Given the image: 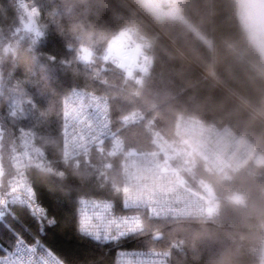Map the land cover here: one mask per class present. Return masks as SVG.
I'll list each match as a JSON object with an SVG mask.
<instances>
[{
	"label": "trees",
	"instance_id": "obj_1",
	"mask_svg": "<svg viewBox=\"0 0 264 264\" xmlns=\"http://www.w3.org/2000/svg\"><path fill=\"white\" fill-rule=\"evenodd\" d=\"M24 1L37 8L41 35L35 40L13 34L20 22L19 0H0L3 145L10 154L16 134L25 133L43 150L51 170L28 171L35 197L46 210L42 226L22 210L26 206L3 205L14 207L10 211L16 219L7 216L4 220L0 256L11 252L15 231L25 243L38 240L44 244L63 264H114L117 248L146 249L152 241L150 229L164 226L165 236L152 239L160 248H168L172 240L179 243L170 248L171 264H260L264 239V167L260 164L236 170L230 178L209 172L203 164L197 166V174L219 195L214 215L178 222L144 217L143 229L133 237L101 245L80 233L77 200L82 196L112 199L123 210L118 159H110L111 166L100 173L99 164L109 158L93 151L90 172L85 174L82 165L64 163L62 158V98L74 88L105 94L113 127L120 124L123 114L142 109L154 115V126L171 137L182 112L230 126L249 137L258 155L264 156V55L249 37L238 1L176 0L174 17L167 6L156 5L160 6L156 9L145 0ZM130 27L152 42L151 64L139 85L126 80L116 67L100 68L110 39ZM7 43L13 49L6 52ZM83 47L96 55L92 66L77 57ZM12 91L21 96L28 113L15 122L6 118ZM130 126L133 129L119 132L131 139V145L143 147L142 151L158 150L149 130ZM6 164L7 178L11 170L8 160ZM191 184L198 185L193 180ZM231 191L241 194L244 201L230 198Z\"/></svg>",
	"mask_w": 264,
	"mask_h": 264
},
{
	"label": "built area",
	"instance_id": "obj_2",
	"mask_svg": "<svg viewBox=\"0 0 264 264\" xmlns=\"http://www.w3.org/2000/svg\"><path fill=\"white\" fill-rule=\"evenodd\" d=\"M147 1L151 5H166L170 16L177 14L173 4L176 0ZM122 36L127 45H134V39L137 42L135 58L124 77L139 85L151 64L152 42L131 27L124 29L119 38ZM108 55L107 59L114 66L123 62L122 56ZM62 104L63 159L85 154L114 135L109 98L105 94L73 89L64 96ZM121 122L124 126L140 125L143 114L139 110L131 111ZM173 133L178 143L196 155L209 172L227 175L256 163L258 159L257 148L249 137L228 125L219 126L180 112ZM9 167L11 172L6 186L0 190V206L12 204L13 201L26 207L39 205L28 171L31 168L50 171L51 167L46 155L23 132L16 134L9 154ZM120 173L123 210H118L112 199L82 196L77 200L78 229L80 231V222L86 220V231L80 233L98 244H119L133 237L143 229L144 217L178 222L211 215L206 198L178 181L174 172L165 165L159 150L127 153ZM42 218L44 215L36 217L41 226ZM118 232L128 235L117 238ZM24 247L35 248V252L19 253L14 243L10 254L0 256V260L8 261L9 264H55L58 260L38 240L24 242ZM114 264H171V250L119 247L115 250Z\"/></svg>",
	"mask_w": 264,
	"mask_h": 264
},
{
	"label": "rangeland",
	"instance_id": "obj_3",
	"mask_svg": "<svg viewBox=\"0 0 264 264\" xmlns=\"http://www.w3.org/2000/svg\"><path fill=\"white\" fill-rule=\"evenodd\" d=\"M238 2H239V14L243 21V24L248 30L249 37L251 38L253 43L257 45L259 50L264 54V0H238ZM19 5L21 9L20 22H19V26L14 30L13 34L19 37L29 36L30 39H34V40L39 38L41 35V32L39 29V25L37 23V8L35 4H33V2H26L24 0H19ZM160 6L164 7V5H160ZM160 6H153V7L156 9H159ZM158 32L161 34V31H158ZM134 42H135L134 45L132 44L126 45L125 41L123 40V36L120 38L118 36V37H113L112 39H110L108 43V49H109L108 56H110V54H111V57H113V55L118 56V55L123 54V57H124L123 64H121L120 66H112L110 62L107 60V57L105 58L102 57L100 68L105 69V68H109L112 66V67H116L117 69L121 68L124 70V67L127 62L126 61L127 56H132V61L130 60L131 61L130 64H132L135 58L136 49H137L136 47L137 42L135 39H134ZM12 49H13V45L11 43H7L3 47V50L6 52L11 51ZM119 51H123V52H119ZM77 57L87 67L92 66L94 63H96V55L94 54L93 49L88 48V47L81 48L79 50V53L77 54ZM10 94L11 95L7 99L8 106L6 107V110H7L6 118L7 119L9 118L11 122H15L16 120H20L24 118L25 116H27L28 113H27V108L24 106V101L21 98V96L19 97V95H17L16 93H13V91ZM134 110H139L142 112L143 122L138 127L150 131L152 135V141L156 145V148L154 149L160 150V152L162 153L164 157L165 165L174 172L178 181L190 187L191 186L195 187L196 191H198L201 195H203L206 198L209 209L211 210L212 215H214L219 195H217L214 192V188L211 183L204 180L203 177H200L197 174L198 172L197 166L202 164L200 160L198 159V157L190 153L185 147L180 145L178 141H176L174 136L170 135L171 137H166L164 132H161L159 128H156L154 126V115H148L142 109H133L131 111H134ZM127 114L128 113L123 114L121 117H119L120 121ZM2 118H1L2 120H0V190L4 189L7 183V178H6L7 160L9 164V152L7 153L6 146L5 144L3 145V139L6 134V128L3 127V123L5 124L4 115H2ZM130 125L132 124L124 126L122 125V122H120L119 125L114 127L115 132H114V135L110 139L106 140L104 143L92 148L91 150L83 154L82 156L80 155L79 157L73 160L64 159L63 160L64 163L74 161V165L76 167L79 165H80L79 167L83 166L82 169L84 170L85 168V172L86 170H89L90 172V163H91L90 153L93 151H96L103 155H106V158H109L108 159L109 161L107 160V162H101L102 164H99L100 165L99 168H102L100 170V173H102V170L105 169V167L111 166L110 159L113 160L114 158H117L119 162L118 171L120 174L122 161L124 160L125 155L131 151H137V150L142 151L143 150V147L131 145V139L126 137L123 133L121 134V132H119L120 129L122 128H132L133 129L134 126H130ZM173 130H174V125H173ZM173 130H172V135H174ZM127 141H129V144L127 143ZM61 145H62V140H61ZM40 152H43V150L40 149ZM254 164H260L262 167H264V156H262L259 153L258 159L256 163ZM232 172H230L227 175H223V177L230 178ZM85 174H87V172ZM194 177L196 178V180ZM192 180L196 181L198 185L196 186L192 185L191 184ZM229 196L230 198L234 199L238 203L240 202L242 203L244 201L243 196L237 192L231 191L229 193ZM149 232H150L149 233L150 239L152 241L149 244L150 246L146 247V249L165 250V249H170L171 247L172 248L176 247L177 244H179L177 243L176 240H172L168 244V248H160L157 246L158 245L157 243L159 242L158 241L154 242L153 239H160L165 236L164 226L152 228L150 229ZM260 246L262 247L261 248L262 262L260 264H264V239L261 241Z\"/></svg>",
	"mask_w": 264,
	"mask_h": 264
},
{
	"label": "snow or ice",
	"instance_id": "obj_4",
	"mask_svg": "<svg viewBox=\"0 0 264 264\" xmlns=\"http://www.w3.org/2000/svg\"><path fill=\"white\" fill-rule=\"evenodd\" d=\"M15 201L12 202V204H14ZM10 208H14L11 206H0V231H3L4 228V220L7 218V216H12V219L15 220L16 217L14 215L13 212L10 211ZM24 212L30 214L33 216V218L35 219L37 216H43L46 214V210L40 206V205H36L34 207H25L22 209ZM18 223V221H17ZM49 224L52 223V221H48ZM81 227L86 229V225H87V221L86 220H82L81 222ZM51 227L48 228V231H51ZM12 238L13 241L15 243V247H16V251L19 253H24L25 251H27L28 253H33L35 252V248H25L24 247V241L18 239L15 231H13L12 233ZM128 234L127 233H123V232H118L117 233V238H124L126 237ZM99 238V237H97ZM0 264H9L8 261H4V260H0ZM12 264H15V262H12ZM55 264H63V261L61 259H58L55 261Z\"/></svg>",
	"mask_w": 264,
	"mask_h": 264
},
{
	"label": "crops",
	"instance_id": "obj_5",
	"mask_svg": "<svg viewBox=\"0 0 264 264\" xmlns=\"http://www.w3.org/2000/svg\"><path fill=\"white\" fill-rule=\"evenodd\" d=\"M238 1V0H237ZM238 6H239V2H238ZM239 16H240V14H239ZM241 18V17H240ZM242 20V19H241ZM243 22V21H242ZM256 45V44H255ZM257 46V45H256ZM119 52H123V51H119ZM264 55V54H263ZM132 61V56H127V58H126V67L128 68V66L130 65V63H131V61Z\"/></svg>",
	"mask_w": 264,
	"mask_h": 264
},
{
	"label": "clouds",
	"instance_id": "obj_6",
	"mask_svg": "<svg viewBox=\"0 0 264 264\" xmlns=\"http://www.w3.org/2000/svg\"><path fill=\"white\" fill-rule=\"evenodd\" d=\"M80 231H81V232H84V231H86V229H84V228H82V227L80 226Z\"/></svg>",
	"mask_w": 264,
	"mask_h": 264
}]
</instances>
